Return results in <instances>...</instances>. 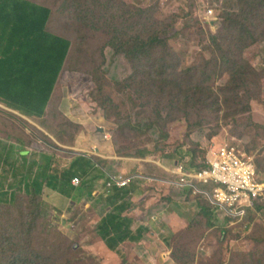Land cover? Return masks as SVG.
Listing matches in <instances>:
<instances>
[{
  "label": "rangeland",
  "instance_id": "374dc122",
  "mask_svg": "<svg viewBox=\"0 0 264 264\" xmlns=\"http://www.w3.org/2000/svg\"><path fill=\"white\" fill-rule=\"evenodd\" d=\"M28 1L50 9L47 30L67 38L70 48L42 117H21L0 102V151L7 152L0 177L11 194L0 203V264H35L29 257L40 264H264V198L261 208L230 221L201 193L169 183L174 177L166 171L189 162L167 155L178 146L203 164L207 153L230 143L253 155L264 177V24L252 26L258 43L249 48L246 63L254 71L244 87L221 60L216 74L207 63L214 52L220 55L215 42L223 46L222 20L241 12L239 0ZM152 33L166 37L164 51L137 59L119 50L122 35ZM95 126H103L100 140L114 153L107 164L114 174L105 173L93 193L85 191L63 212L48 203L50 187L31 200L18 182L28 164L42 162L44 152L97 154L76 147L78 139L88 146L98 140ZM124 159L138 160L136 167ZM156 161L166 169L152 166ZM133 170L145 179L106 189L110 176L132 179ZM168 205L178 215L170 221ZM117 207L132 231L139 225L146 231L139 241L110 249L98 225Z\"/></svg>",
  "mask_w": 264,
  "mask_h": 264
},
{
  "label": "trees",
  "instance_id": "16d2710c",
  "mask_svg": "<svg viewBox=\"0 0 264 264\" xmlns=\"http://www.w3.org/2000/svg\"><path fill=\"white\" fill-rule=\"evenodd\" d=\"M239 4L242 6L241 12H227L222 20L224 22L222 24L223 46L220 41L215 42L216 49H218L216 51H219L220 55L213 51V57L207 63L212 65L213 73L216 74V68L221 60L224 66L223 71L232 70L233 78L237 84L248 87L249 75L254 69L251 71V66L246 63V58H249L250 55L249 48L258 43L257 26L252 27L254 22L258 21L264 24V0H239ZM50 12L49 8L28 0H0V102L10 110L17 111L21 117L39 118L45 114L70 48V41L67 38L47 30ZM122 36H125L126 39L120 45L119 50L126 57L138 59L140 56H144L149 58L154 49L159 48L164 51L167 48L166 37L157 33L147 36L140 34L129 37L126 34ZM212 38L217 39L216 37ZM162 62L163 60L160 65ZM166 70L160 71V73ZM231 79L229 75L228 80ZM198 88L201 87L198 86ZM207 89H209V97L212 96L214 93L212 86ZM199 91L203 93L201 89ZM68 124L76 125L70 121ZM130 126L138 127V125ZM18 152L20 156H25L27 151L22 149ZM173 153L175 155L172 153L167 155L173 158L174 156L189 157L188 166L196 168L204 166V163L197 164L195 162L196 155L190 149H182V146H178L174 148ZM0 157L6 159L7 152L3 154L0 151ZM110 161L111 159L107 160L96 154L82 152L65 159L44 152L42 162L31 161L26 173L18 182L22 183V189L33 201L46 186L62 195L71 197L77 203L85 191L92 192L94 190L95 182L98 183L106 178L105 173L114 174L112 168L107 165ZM60 164L65 166L60 167ZM32 166H36L33 175L30 171ZM74 176L81 178L79 184L75 186L71 184V179ZM3 186V180L0 177V203H7L11 200V194ZM195 186L198 191L193 187H189V189L195 193H201L208 201L207 205H214L205 193L211 194L214 186L200 183ZM9 187H12L11 183ZM263 198L264 196L253 200L252 207L247 209L246 216L253 208H261L257 202ZM228 219L232 221V219ZM144 231H146L144 226H138L132 231L130 218L124 216L119 207L105 214L98 225V234L110 249H116L119 244L126 241H139L143 237ZM29 260L30 263L40 264L37 261L32 262L30 257ZM7 264H14V261L9 259Z\"/></svg>",
  "mask_w": 264,
  "mask_h": 264
},
{
  "label": "built area",
  "instance_id": "2783aa9c",
  "mask_svg": "<svg viewBox=\"0 0 264 264\" xmlns=\"http://www.w3.org/2000/svg\"><path fill=\"white\" fill-rule=\"evenodd\" d=\"M206 14H212V10H207ZM174 174L175 183L197 191L196 183L214 184L213 192L205 193L211 203L232 221L244 219L253 200L264 196V177L257 170L254 156L230 143H222L207 153L204 166L191 170L180 163L176 165ZM128 180L121 175H113L106 186H124ZM78 182L77 176L72 177L73 185Z\"/></svg>",
  "mask_w": 264,
  "mask_h": 264
},
{
  "label": "crops",
  "instance_id": "0c3cea01",
  "mask_svg": "<svg viewBox=\"0 0 264 264\" xmlns=\"http://www.w3.org/2000/svg\"><path fill=\"white\" fill-rule=\"evenodd\" d=\"M14 111V110H13ZM17 112V111H16ZM100 127H102L103 128V126H95V129L97 130L95 133V137H94V139H98V140H95V142H91L90 143V145L88 146L87 144H84L83 143V141L82 140H80V139H78L77 140V144H76V147H81V148H79L80 150H82V151H87V150H89V149H91V148H93V149H95V152H97V156L98 157H102V158H104V159H107V160H109V159H111V160H113L114 158H115V156H114V153H113V151L112 152H110L109 151V146L107 145V142L108 141H102V140H100V137H101V129H100ZM93 139V140H94ZM88 146V147H87ZM85 149H87V150H85ZM78 154H81V151L79 152V151H76L75 153H74V155H78ZM61 157L63 158V159H65L66 157H69V156H66V155H61ZM125 161H130V162H132V164L131 165H133L134 167H136V163H137V161L138 160H136V159H124ZM155 165H152V166H154V167H158V168H162L163 166H161L160 164H159V162H155L154 163ZM62 165H64V164H62ZM140 167V166H139ZM139 168H137L136 170H138ZM163 169L165 170L166 168L165 167H163ZM116 170H119L120 171V169H116ZM136 170H133V171H131L132 173L130 174L129 173V175L128 176H130V177H132V179L131 180H133V179H139L140 180V178L141 179H145V175H142V174H140V173H138L139 171H137V172H135ZM168 170H170L169 168H167L166 169V171H168ZM138 173V174H137ZM171 175V174H170ZM149 176H146V179L148 178ZM155 178H156V176H155ZM157 181H160V179H156ZM173 180V179H172ZM172 180H169L168 182L169 183H172L173 185H175L173 182H172ZM101 181H98V183L97 184H99ZM141 183H144V184H146V183H148L147 181H142ZM141 183H139V184H141ZM156 184H158V183H156ZM100 186H102V184H100ZM94 187H95V184H94ZM128 187H129V185H128ZM127 188V187H126ZM107 190H110V189H108V188H106ZM125 189V188H124ZM94 190H95V188H94ZM94 190L92 191V193L94 192ZM120 190H122V189H119L118 191H120ZM48 191L50 192L48 195V197L49 198H47V201H48V203L50 204V205H52L54 208H56L57 210H60V211H65V210H68V208H69V206L70 205H73V204H75L76 202H74V200H72V198L71 197H68V196H66V195H62L61 193H59V192H57V191H55V190H53V189H48ZM48 191H46V193L48 192ZM131 192V191H130ZM70 204V205H69ZM69 205V206H68ZM166 210H168V211H170L167 215H166V217H165V219L166 220H168V221H170V217H173V218H175V217H178V215H176L175 214V210L173 209V206L172 205H168V207H167V209ZM159 213H162V211H159ZM178 213V212H177ZM172 220V219H171ZM140 226V225H139ZM138 227V226H137ZM148 227V226H147ZM149 228V227H148ZM150 232V230L147 232V233H149Z\"/></svg>",
  "mask_w": 264,
  "mask_h": 264
},
{
  "label": "bare ground",
  "instance_id": "6f19581e",
  "mask_svg": "<svg viewBox=\"0 0 264 264\" xmlns=\"http://www.w3.org/2000/svg\"><path fill=\"white\" fill-rule=\"evenodd\" d=\"M108 135V133L107 134H105L104 136H103V138L104 139H107L108 137H106ZM178 164H180V163H178ZM181 164H183L186 168H188V169H197L196 167H193V166H188V163L187 164H184V163H181ZM177 165V164H176ZM176 168V166L175 167H173V169L172 170H169V171H171V175L174 177L173 178V180H172V182L175 184V185H177V186H180V185H178L177 183H175V181H176V177H175V174H174V169ZM123 177V176H122ZM125 178H128V177H125ZM129 180H128V182H127V186L130 184V181H131V179L130 178H128ZM72 184V183H71ZM79 184V182L76 184V185H78ZM197 184V183H196ZM201 184V183H200ZM73 185V184H72ZM126 185H124V186H120V187H118V186H116V185H112L111 187H107V188H111L112 189V187L113 188H117V189H124V188H126L127 186ZM203 185H213L214 186V184H203ZM75 186V185H74ZM216 207V206H215ZM216 209H217V207H216ZM218 210V209H217ZM219 211V210H218Z\"/></svg>",
  "mask_w": 264,
  "mask_h": 264
}]
</instances>
